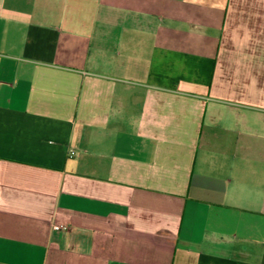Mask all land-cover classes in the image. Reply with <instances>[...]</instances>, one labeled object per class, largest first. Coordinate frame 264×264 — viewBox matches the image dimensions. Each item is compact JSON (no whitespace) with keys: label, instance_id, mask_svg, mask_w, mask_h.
Wrapping results in <instances>:
<instances>
[{"label":"crops","instance_id":"1","mask_svg":"<svg viewBox=\"0 0 264 264\" xmlns=\"http://www.w3.org/2000/svg\"><path fill=\"white\" fill-rule=\"evenodd\" d=\"M0 264H264V0H0Z\"/></svg>","mask_w":264,"mask_h":264},{"label":"built area","instance_id":"2","mask_svg":"<svg viewBox=\"0 0 264 264\" xmlns=\"http://www.w3.org/2000/svg\"><path fill=\"white\" fill-rule=\"evenodd\" d=\"M74 154V151L71 150L70 151V155ZM53 228L54 229H63V228H66V225H53Z\"/></svg>","mask_w":264,"mask_h":264}]
</instances>
